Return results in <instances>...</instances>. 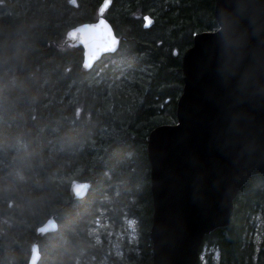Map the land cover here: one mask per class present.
I'll use <instances>...</instances> for the list:
<instances>
[{"label":"trees","instance_id":"16d2710c","mask_svg":"<svg viewBox=\"0 0 264 264\" xmlns=\"http://www.w3.org/2000/svg\"><path fill=\"white\" fill-rule=\"evenodd\" d=\"M103 1L0 0V264H28L35 243L38 264H152L148 139L178 123L183 55L196 34L219 28L215 0H112L105 17L120 48L86 70L83 48L64 43ZM76 179L92 184L80 200ZM234 206L200 253L216 249L208 264H264L252 217L264 232V175ZM52 216L58 230L39 236ZM104 227L125 233L122 252Z\"/></svg>","mask_w":264,"mask_h":264},{"label":"water","instance_id":"95a60500","mask_svg":"<svg viewBox=\"0 0 264 264\" xmlns=\"http://www.w3.org/2000/svg\"><path fill=\"white\" fill-rule=\"evenodd\" d=\"M111 1L67 33L64 44L83 48L86 70L120 48L105 17ZM215 17L219 28L196 34L183 55L178 123L149 135L152 264H198L205 236L230 224L241 187L264 175V0H215ZM91 187L73 180L70 195L83 199ZM57 230L52 216L37 232ZM40 259L35 243L28 264Z\"/></svg>","mask_w":264,"mask_h":264},{"label":"rangeland","instance_id":"374dc122","mask_svg":"<svg viewBox=\"0 0 264 264\" xmlns=\"http://www.w3.org/2000/svg\"><path fill=\"white\" fill-rule=\"evenodd\" d=\"M251 178V177H250ZM249 178V179H250ZM248 179V180H249ZM248 182V181H247ZM246 182V183H247ZM245 183V184H246ZM244 184V185H245ZM243 185V186H244ZM242 186V187H243ZM241 187V188H242ZM241 190V189H240ZM240 192V191H239ZM239 195V193H238ZM237 195V196H238ZM236 199V198H235ZM235 202V200H234ZM235 207V206H234ZM252 217H254V220H253V223H255V227H254V241L256 242V244H259L260 242H262L264 240V232L261 228L262 224L260 222L261 220V216L259 214H256V215H253ZM135 223V224H134ZM134 223H131L129 226L126 227L127 229V232H128V236H129V240L132 241L133 240V237L135 236V233L137 231V228H136V222ZM101 227V226H100ZM100 227H99V231H100ZM104 230L109 234V236L111 237V241L113 243V246L115 248V250L117 252H122V249H121V241L120 239L125 236V233L123 231H113L112 229L110 228H106L104 227ZM151 240V238H150ZM151 246H152V241H151ZM212 249L213 250H216L215 248H210V247H204L203 248V251L200 255V261L198 262V264H208L209 263V257L211 256V253H212ZM214 255H218L217 251H215Z\"/></svg>","mask_w":264,"mask_h":264}]
</instances>
